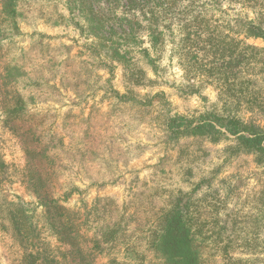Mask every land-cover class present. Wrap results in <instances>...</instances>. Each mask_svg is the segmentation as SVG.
<instances>
[{
  "label": "trees",
  "instance_id": "trees-1",
  "mask_svg": "<svg viewBox=\"0 0 264 264\" xmlns=\"http://www.w3.org/2000/svg\"><path fill=\"white\" fill-rule=\"evenodd\" d=\"M121 3L0 0V130L24 155L19 166L8 160L7 145L0 146L6 259L10 264H264V187L249 213L228 207L231 187L224 195L215 189L239 161L250 159L264 172V48L250 42L264 41V0ZM32 20L70 24L92 41L77 57L67 47L53 56L40 34L30 48H21L16 41L21 23ZM169 46L184 72L181 83L169 85L172 94L154 91L163 83L153 77ZM118 67L122 94L98 75ZM58 85L80 100L97 91L104 97L87 117L66 111L59 125L57 112L32 109L55 101ZM207 85L217 90L208 107L180 113L173 106L172 96L185 100ZM106 99L111 106L103 113ZM148 123L161 130L169 152L148 178L134 176L124 200L98 197L83 212L62 204L81 192L72 181L76 173L94 188L115 185L116 168L149 149L129 137ZM60 182L66 185L63 199L55 195ZM13 183L22 184L35 201L9 200L3 187Z\"/></svg>",
  "mask_w": 264,
  "mask_h": 264
},
{
  "label": "rangeland",
  "instance_id": "rangeland-1",
  "mask_svg": "<svg viewBox=\"0 0 264 264\" xmlns=\"http://www.w3.org/2000/svg\"><path fill=\"white\" fill-rule=\"evenodd\" d=\"M103 4L107 5L106 2ZM122 5H125V0H122ZM20 35H18L16 41L21 48H30L35 41H37L39 34L41 41L49 47V51L53 56L57 55L58 49L64 51V48H70V54L73 57L81 56L82 52L85 53L86 47L84 44L92 39L82 34L76 27L72 25L53 24L46 20H32L30 22L21 23ZM38 33V35H34ZM252 44L264 48V41L251 40ZM170 47L161 55L159 60V73L158 76H153L154 79H158L162 86H156L154 91L164 90L169 94L174 91L168 88L169 85L181 83L184 77L183 68L180 65V61L173 57L170 53ZM45 55L44 49H41ZM46 50V49H45ZM47 51V50H46ZM84 57V56H83ZM98 75L101 76V80L105 82L110 80L109 84L114 86V89L119 93H124L122 70L120 67L116 68L113 74H110L107 70H99ZM109 84L106 83L107 87ZM58 94L54 97L55 101H49L47 103H40L32 106L35 111L45 112L52 111L57 112L59 115L58 124L61 125L63 114L66 111H73V113L80 117H87L90 113L92 105L100 103L104 92L97 91L89 98L92 92H88L86 99L80 100L76 96L68 91L64 90L58 85ZM217 99V90L213 85H207V88L203 90L202 94L189 97L188 99H178L176 96L171 97L173 106L180 113L186 111H193L196 109H203L209 106L210 103L215 102ZM111 101L105 100L101 109L103 113H107L110 110ZM132 142H141L147 144L149 149L143 157L133 160L128 166H118L116 173L118 175V181L115 185L105 187H91L90 183L86 182L82 173H76L73 175L72 181L76 186L81 189V192L74 194L67 200H62V204L70 210H77L83 212L87 206H90L94 199L98 197H119L124 200L127 194V185L134 176H139L141 180L148 178L155 169V166L161 159L164 158L169 152L164 145V137L161 130L152 124H144L136 127L132 134L129 135ZM5 143L9 148L7 150L8 160L14 162L19 166L24 165V155L21 153L19 146L15 141L9 138L7 135H3L0 130V146ZM169 159H173V155H169ZM233 168L229 170L225 177L228 179L225 183L218 184L216 182L215 189L221 188V191L231 187L233 192L230 199L227 200L228 207L231 209H242L244 213H249L255 210V205L258 203L259 192L264 187V172L263 170L256 169L250 159L242 160L237 163ZM235 169H237L235 171ZM66 189L64 182H60L55 186V195L62 198L63 192ZM220 191V192H221ZM227 192V191H226ZM3 193L9 200L18 201L21 199L26 203L34 202L32 194L28 192L20 183L8 184L3 187ZM223 191L220 193L222 194ZM223 193V195H224ZM63 199V198H62ZM0 233V264H10L8 261L6 252H4V246ZM55 244V243H54ZM103 262V260H101Z\"/></svg>",
  "mask_w": 264,
  "mask_h": 264
}]
</instances>
